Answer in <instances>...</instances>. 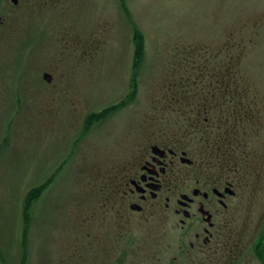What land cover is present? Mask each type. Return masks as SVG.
<instances>
[{"label":"rangeland","instance_id":"374dc122","mask_svg":"<svg viewBox=\"0 0 264 264\" xmlns=\"http://www.w3.org/2000/svg\"><path fill=\"white\" fill-rule=\"evenodd\" d=\"M32 13L21 50L36 25L37 50L15 124L0 123V264H260L264 0H47ZM172 138L234 184L209 244L163 204L104 210L102 186Z\"/></svg>","mask_w":264,"mask_h":264},{"label":"flooded vegetation","instance_id":"af4514ba","mask_svg":"<svg viewBox=\"0 0 264 264\" xmlns=\"http://www.w3.org/2000/svg\"><path fill=\"white\" fill-rule=\"evenodd\" d=\"M46 1L0 0L1 124H15L21 103V73L26 69L30 55L37 50V25L31 33L34 41H30L21 50L22 43L26 42L22 39V17L33 15L36 6ZM6 109L9 110L6 112ZM232 128L226 131L231 132ZM0 135V151H4L9 143L3 134ZM222 135L223 132L220 133L217 128L216 137ZM177 143L172 138L169 143L150 144L149 159L141 163L134 176L102 186V195L108 206L104 210L113 213L116 218L125 219L123 216L129 214V211L139 214L145 209L156 211L163 204L166 210L173 211L179 217L181 228L193 235L196 242L201 239L203 244H209L225 226L220 222L219 211L228 209L227 201L234 194V184L228 178H222V173L212 176L200 172L198 168L203 167V158L192 159ZM178 162L188 170H179ZM194 220L197 223L190 225ZM189 244L190 248H194V243Z\"/></svg>","mask_w":264,"mask_h":264},{"label":"trees","instance_id":"16d2710c","mask_svg":"<svg viewBox=\"0 0 264 264\" xmlns=\"http://www.w3.org/2000/svg\"><path fill=\"white\" fill-rule=\"evenodd\" d=\"M38 192H39L38 189H35V188L31 189V191H29V194H30L29 200L31 198H36L38 196ZM263 241H264V230L262 233L258 235V240L253 247V255L256 257L258 261H260V264H264V255L262 254L261 249H260V245Z\"/></svg>","mask_w":264,"mask_h":264},{"label":"water","instance_id":"95a60500","mask_svg":"<svg viewBox=\"0 0 264 264\" xmlns=\"http://www.w3.org/2000/svg\"><path fill=\"white\" fill-rule=\"evenodd\" d=\"M44 78L48 80V76L47 75H45Z\"/></svg>","mask_w":264,"mask_h":264}]
</instances>
